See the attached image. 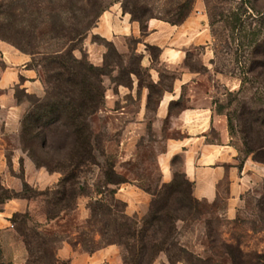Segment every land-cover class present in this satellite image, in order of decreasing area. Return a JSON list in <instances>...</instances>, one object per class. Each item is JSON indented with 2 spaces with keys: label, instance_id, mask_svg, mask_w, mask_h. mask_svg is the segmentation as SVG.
<instances>
[{
  "label": "crops",
  "instance_id": "0c3cea01",
  "mask_svg": "<svg viewBox=\"0 0 264 264\" xmlns=\"http://www.w3.org/2000/svg\"><path fill=\"white\" fill-rule=\"evenodd\" d=\"M145 24L142 31L139 21L123 11L122 0H115L74 50L76 57L85 54L92 65L107 68L102 75L104 101L90 116V125L94 135L103 134L105 154L114 157L115 173L126 179L117 187L115 198L124 203L127 215L141 218L148 211L152 187L170 182L179 171L192 183L196 199L214 207L221 218L232 220L264 180V165L250 157L241 160L226 116L215 109L213 98L218 88L233 90L239 81L214 69L208 23L200 7L179 24L159 18H149ZM106 42L120 60L111 57ZM44 93L45 82L32 55L0 38L2 190L18 193L24 183L49 193L58 187L61 172L36 165L20 142L21 121L31 106L28 97L42 98ZM95 183L80 178L79 184H87L89 192L76 198L70 227L61 226L65 212L47 221L40 212L44 196L2 197V258H10L12 264H27L26 245L11 217L28 213L41 230L62 238L57 258L69 264H120L116 244L85 252L70 240L77 234L75 228L90 218L88 203L101 197L94 190ZM157 260L169 264L164 253L155 264Z\"/></svg>",
  "mask_w": 264,
  "mask_h": 264
},
{
  "label": "rangeland",
  "instance_id": "374dc122",
  "mask_svg": "<svg viewBox=\"0 0 264 264\" xmlns=\"http://www.w3.org/2000/svg\"><path fill=\"white\" fill-rule=\"evenodd\" d=\"M108 2L109 0H0V38L32 55L33 63L39 67L43 76L46 90L45 57L56 52H67L72 45L77 44L64 37L75 17L81 18L85 12L88 14L83 26V32H86ZM124 4L134 17L143 22L149 18L179 21L193 12L196 6L200 7L208 23L215 54L214 69L239 81V85L233 90L222 86L218 88L214 98L218 101L217 106L228 114L234 141L241 145L243 154V136L247 137L252 148L264 143V0H124ZM209 78H212L211 74ZM88 120L90 124V117ZM46 135L48 155L40 148L39 138L32 142V146L39 159L48 161L53 168L54 163L51 161L57 153L52 150L56 145H61L63 135L48 131ZM95 135V161L102 166L104 158L100 152L103 150V134L100 132ZM248 157L254 160L253 154ZM82 171L79 176L86 183L92 180L96 182L101 177L96 164H88ZM151 179L155 180L154 174ZM66 186L68 190L73 188L70 182ZM155 189L156 187H152V190ZM26 193L34 195L30 189ZM261 193L262 186L246 197L244 207L235 220H227L218 216L216 209L210 205L202 203L195 207L189 199L187 186L182 183V201L180 204H171L179 217L175 221L176 233L173 240L194 254L211 257L213 264H231L226 254L227 247L240 248L250 254L264 253V222L259 220L256 209ZM53 200L44 198L40 211L42 214L46 209H57L58 206L54 204L56 201ZM69 202V196L61 201ZM23 216L17 217L16 228L20 234L25 233L39 243L40 240H37L32 230V227L39 226L40 233L50 238V242L60 237L49 230H41V225L34 223L31 215V221H26ZM72 218L70 210L61 226L70 227L73 224ZM106 219L107 216H97L88 224L81 225L79 228L83 229V233L80 240L88 247L105 244L110 238L101 233L102 222H106ZM53 242L47 246H53ZM50 247H44L36 255H41L45 261L52 263ZM184 257L191 258L188 253ZM193 260L200 264L195 258ZM156 264L163 263L157 260Z\"/></svg>",
  "mask_w": 264,
  "mask_h": 264
},
{
  "label": "trees",
  "instance_id": "16d2710c",
  "mask_svg": "<svg viewBox=\"0 0 264 264\" xmlns=\"http://www.w3.org/2000/svg\"><path fill=\"white\" fill-rule=\"evenodd\" d=\"M114 1L109 0L86 32H83V26L88 14L85 12L81 18L75 17L74 22L71 24L72 26L66 31L64 37L71 43L77 42V44L72 45L67 52H56L45 57L46 65H44V69L47 84L45 94L42 98L28 97L31 101V106L21 121L20 142L36 165L44 166L49 171L61 172L62 175L58 187L51 193L48 191H36L25 183L22 191L18 193L0 189V202L3 199L2 197L27 196V190H33L34 195L28 196L41 195L46 199L53 198L56 201L54 203L58 206L56 210L46 209L44 212L45 218L50 222L60 218L63 212L67 214L68 211L73 209L76 198L89 192L86 184H79V174L83 172V168L87 167L88 164L99 165L95 161L94 154L96 135L93 134L88 119L103 104L104 86L102 84V75L106 74L107 68L105 65L102 67L92 65L88 62L85 54H82L81 57H76L74 50L78 48L102 11ZM122 8L124 12L130 13L132 19L139 21L142 31L146 30V21L143 22L134 17L133 13L125 8L124 0H122ZM185 18L179 21L167 22L179 24ZM106 45H108L111 57L120 60L112 45L107 42ZM20 50L26 52L23 49ZM214 98L215 109L218 113L226 116L228 132L234 141V132L229 116L222 112V109L217 106V99ZM46 131L52 134L62 133L63 135L61 145H56L52 150L57 153V156L51 161L54 163L53 168L50 167L48 161L39 159L32 146V142L39 138L40 148L48 155V150H46ZM26 136L29 137L27 138ZM242 140L244 154L242 153L241 145L234 141L241 160L248 157L249 154H253L255 161L264 164V143L257 146V148H252L249 146L246 136H243ZM60 153H62L61 156ZM100 154L104 158V162L100 166L101 177L96 181L94 190L101 193V197L88 203L91 215L86 223L88 224L97 216L101 218L107 216L106 222H102L103 230L101 233L102 236H109L110 238L101 246L88 247L79 238L83 233V229L76 227L75 230L79 235L74 238V244H79L85 252H94L105 245L116 244L120 249L122 258L120 264H155L160 253L165 254L169 264H176L180 261L186 264H196L193 260L194 258L200 264H213L211 257L194 254L173 240V236L176 233L175 221L179 217L177 216L176 208L172 207L171 204H180V201H182L180 197L182 183L187 186L189 199L195 207L202 203L206 204L193 196V185L181 172L176 171L170 182L163 183L160 187L150 191L151 200L148 211L143 217L137 218L136 216L127 215L124 212V203L115 198L117 187L125 182L126 179L115 173L113 169L114 157L105 154L103 150ZM64 171L67 173H64ZM69 182L73 186L72 190L67 189L66 185ZM66 196H69L70 202L61 203ZM256 209L259 220L264 222V180L262 193L256 203ZM19 215H24L23 217L26 221H31V218L28 213L13 214L11 222L20 234L16 228ZM32 228L35 237L41 243L34 241L35 239L33 240L31 237H27L25 233L20 234L28 251L27 264H69L67 260L59 259L56 256V250L62 242L61 237L51 240V242H54L53 246L50 247L47 246L51 243L50 238L40 233L39 226ZM70 240L72 241V239ZM44 247L52 249V263L45 261L41 255H36ZM226 250L231 264H264V253L250 254L243 252L240 248L234 249L232 247H227ZM185 253H188L191 258L184 257ZM2 256V249L0 248V264H12L10 258H2Z\"/></svg>",
  "mask_w": 264,
  "mask_h": 264
}]
</instances>
